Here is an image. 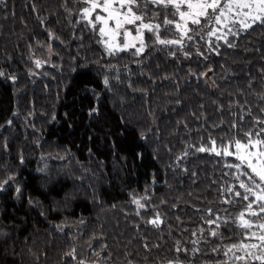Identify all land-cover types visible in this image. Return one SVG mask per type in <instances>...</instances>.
<instances>
[{"label":"trees","instance_id":"obj_1","mask_svg":"<svg viewBox=\"0 0 264 264\" xmlns=\"http://www.w3.org/2000/svg\"><path fill=\"white\" fill-rule=\"evenodd\" d=\"M88 5L0 0V264H245L223 255L244 233L239 161L196 148L264 129V24L213 35L202 19L179 50L146 29L132 55Z\"/></svg>","mask_w":264,"mask_h":264},{"label":"snow or ice","instance_id":"obj_2","mask_svg":"<svg viewBox=\"0 0 264 264\" xmlns=\"http://www.w3.org/2000/svg\"><path fill=\"white\" fill-rule=\"evenodd\" d=\"M84 2L91 4L90 8L84 9L85 16L91 17L94 10L98 8L101 10L96 14L95 21L89 19V23L94 29L97 23L101 25L98 32L102 37H110L111 43L105 42L110 50L125 51L132 48L135 49L132 55L143 53L145 29L155 36L159 44L176 46L179 50L185 46V39L192 41L195 35L202 31V19L204 26L209 27L210 34L213 35L217 29H213L212 25H222L228 29L229 33L235 35L233 28H236L237 25L248 29L256 23L264 24V0H84ZM148 4L160 8V11L153 15L147 10ZM104 12L107 13L106 16L101 14ZM145 15L161 22L147 23ZM110 21L112 22L111 26ZM125 25L134 27L127 28ZM189 25L195 27H189ZM162 26L166 34L175 31L180 35L173 39H163L160 37ZM133 32L136 33L135 36ZM137 41L139 42L138 47ZM225 42L228 43V41ZM229 46L232 45L229 43ZM184 55H188V53H184ZM39 63L37 61V66ZM258 123H264V121ZM262 132L264 129L255 133L246 132L243 141L234 140L231 144H224L219 150L214 140L210 141L207 148L204 146L196 148L198 152L209 151L217 156H233L235 160L239 161V163H227L226 166L236 170L234 178L239 182L238 187L243 189V193L234 189H229V191H232L235 197H239L240 201H247L244 209L239 211L238 216L234 218V220L240 221L239 227L244 229V233L238 243L234 242L227 246L223 255L229 256V253H232L234 261H245V264H249L246 257L264 262V139H253L254 136L259 137ZM185 154L187 155V153ZM224 202L232 203L233 201L226 200ZM136 203L139 204V201ZM246 214L256 216L258 219L255 221L246 219ZM209 215H212L211 211H209ZM219 219L220 217L216 216L207 223L215 224L219 228L220 225L217 224ZM150 223L159 227L160 221L157 218ZM254 225L261 230L259 234L251 231ZM225 226H227V220H225ZM210 235L221 240L224 239L223 234L216 231H212ZM249 239H256L259 243L248 244L245 241ZM252 249H259V252L254 253L251 251ZM212 251L219 252L220 249L213 247ZM235 252H243L244 255L237 256Z\"/></svg>","mask_w":264,"mask_h":264},{"label":"rangeland","instance_id":"obj_3","mask_svg":"<svg viewBox=\"0 0 264 264\" xmlns=\"http://www.w3.org/2000/svg\"><path fill=\"white\" fill-rule=\"evenodd\" d=\"M90 6H91V4H90V2H89V5H88V7L90 8ZM98 12H101V10L98 8V9H96V10H94L93 12H92V14H91V17H89V16H87V19H91V20H93V19H95V16H96V14L98 13ZM102 15H107V13L106 12H104V13H101ZM111 21H110V26H111ZM137 23H139V22H137ZM191 25H189V27H190ZM125 27H127V28H132V27H134L133 25H125ZM222 28H223V26L222 25H216V28L215 29H217V31L215 32V33H217V32H221L222 31ZM146 30V29H145ZM145 30H144V33H145ZM121 31H123V29H121ZM144 33H143V35H144ZM133 35L135 36L136 35V33L135 32H133ZM106 37V40H107V42L108 43H111V39H110V37L109 36H105ZM137 43V47L139 46V42L137 41L136 42ZM108 45V44H107ZM129 49H132V48H129ZM43 64H44V62H43ZM43 64H40L39 65V67H42V65ZM259 231V230H258ZM260 232V231H259ZM258 233V232H257ZM259 234V233H258ZM259 243V241L258 240H256V239H252L248 244H258ZM252 252H254V253H258L259 252V249H252L251 250ZM242 255H244V253L242 252ZM249 258H251V257H249ZM248 257L246 258V259H249ZM94 264H98V263H94Z\"/></svg>","mask_w":264,"mask_h":264}]
</instances>
